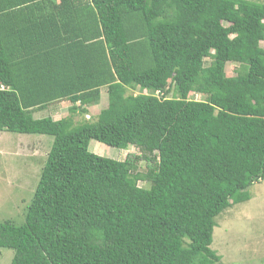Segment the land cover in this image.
<instances>
[{
	"label": "trees",
	"instance_id": "trees-1",
	"mask_svg": "<svg viewBox=\"0 0 264 264\" xmlns=\"http://www.w3.org/2000/svg\"><path fill=\"white\" fill-rule=\"evenodd\" d=\"M260 42L256 0H0V132L52 137L23 224L0 222L10 264L218 263L215 218L264 181Z\"/></svg>",
	"mask_w": 264,
	"mask_h": 264
},
{
	"label": "rangeland",
	"instance_id": "rangeland-1",
	"mask_svg": "<svg viewBox=\"0 0 264 264\" xmlns=\"http://www.w3.org/2000/svg\"><path fill=\"white\" fill-rule=\"evenodd\" d=\"M264 2V0H256ZM264 47V42H260ZM208 60L205 61V65ZM240 70L235 63H226L225 75L234 76ZM127 94H138L137 88H130ZM188 98L203 100L204 96L190 93ZM69 103H55L36 113L34 118L51 115L54 119L68 116ZM107 105V96L101 92L99 101L86 107V113H75L74 123L95 121L100 110ZM57 110L56 113H51ZM52 137L47 135L0 132V222L10 220L15 225L24 222L25 208L30 203L40 170L45 162ZM88 151L108 159L121 161L130 152L138 154L134 147L127 150L106 146L95 140L88 143ZM148 164L141 161L136 170L147 171ZM139 186L147 184L139 182ZM247 192L248 201L235 204L223 210L215 218L210 248L220 256L215 264H264V181L252 184ZM13 251L0 248V264H10Z\"/></svg>",
	"mask_w": 264,
	"mask_h": 264
},
{
	"label": "crops",
	"instance_id": "crops-1",
	"mask_svg": "<svg viewBox=\"0 0 264 264\" xmlns=\"http://www.w3.org/2000/svg\"><path fill=\"white\" fill-rule=\"evenodd\" d=\"M57 110H53L51 113H56ZM39 112V111H38ZM37 113V112H36ZM50 117H52L51 115H49ZM53 118V117H52ZM54 119V118H53ZM56 119V118H55Z\"/></svg>",
	"mask_w": 264,
	"mask_h": 264
}]
</instances>
